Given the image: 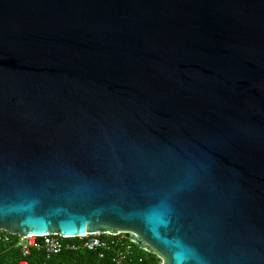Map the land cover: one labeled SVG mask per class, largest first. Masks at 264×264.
<instances>
[{
  "label": "water",
  "instance_id": "95a60500",
  "mask_svg": "<svg viewBox=\"0 0 264 264\" xmlns=\"http://www.w3.org/2000/svg\"><path fill=\"white\" fill-rule=\"evenodd\" d=\"M0 230L264 264V0H0Z\"/></svg>",
  "mask_w": 264,
  "mask_h": 264
},
{
  "label": "built area",
  "instance_id": "2783aa9c",
  "mask_svg": "<svg viewBox=\"0 0 264 264\" xmlns=\"http://www.w3.org/2000/svg\"><path fill=\"white\" fill-rule=\"evenodd\" d=\"M0 243L12 244L21 247L24 255H29L31 248L43 249L47 258L58 255L63 251H76L85 249L99 254V258L106 264H142L139 257L138 245L123 235V233H95L79 237H62L59 235H46L26 237L12 235L0 230Z\"/></svg>",
  "mask_w": 264,
  "mask_h": 264
},
{
  "label": "trees",
  "instance_id": "16d2710c",
  "mask_svg": "<svg viewBox=\"0 0 264 264\" xmlns=\"http://www.w3.org/2000/svg\"><path fill=\"white\" fill-rule=\"evenodd\" d=\"M139 250L142 264H162L161 259L154 253ZM0 264H106L96 252L85 249L63 251L58 255L47 258L43 249L31 248L29 255H24L21 247L12 244L0 243Z\"/></svg>",
  "mask_w": 264,
  "mask_h": 264
}]
</instances>
